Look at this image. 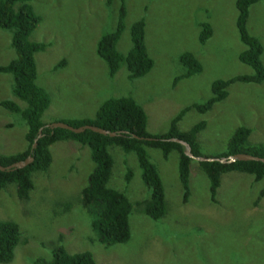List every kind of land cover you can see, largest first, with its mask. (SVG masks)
Masks as SVG:
<instances>
[{"label":"rangeland","instance_id":"rangeland-1","mask_svg":"<svg viewBox=\"0 0 264 264\" xmlns=\"http://www.w3.org/2000/svg\"><path fill=\"white\" fill-rule=\"evenodd\" d=\"M33 0L41 21L30 41L46 49L35 55L36 83L50 98L42 121L93 118L108 98L130 96L147 115L151 134L167 132L171 120L185 107L201 104L211 96L215 80L247 75L251 69L238 61L245 49L235 26V0H125L126 29L117 49L130 48L129 26L145 17L146 46L154 67L143 78L130 81L122 67L113 77L96 55V43L116 26L119 0ZM208 22L212 36L198 41L200 23ZM248 32L260 39L264 63V0L250 9ZM188 52L202 64L196 77L174 80L183 69L178 58ZM15 58L11 34L0 30V66ZM63 62V63H62ZM11 75L0 74V102L25 104L12 94ZM228 97L205 114L189 111L179 122L187 131L204 121L198 134L200 152L214 158L239 127L251 130L252 144L264 143V81L234 83ZM26 126L21 118L0 106V155L23 152ZM52 164L33 175V190L19 200L14 185L0 191V221H13L22 240L9 264H34L51 259L60 245L70 253L89 251L96 264H264V181L241 173L224 174L214 196L197 162L190 168V195L183 199L178 181L176 153L163 159L160 151L148 154L156 166L165 192L166 215L154 221L140 212L138 203L149 198L134 154L112 147L114 167L109 186L126 194L133 205L129 219L131 237L126 244L104 246L90 229L88 212L81 204V191L91 172L88 150L72 142L51 147ZM132 172L129 183L126 170Z\"/></svg>","mask_w":264,"mask_h":264},{"label":"trees","instance_id":"trees-1","mask_svg":"<svg viewBox=\"0 0 264 264\" xmlns=\"http://www.w3.org/2000/svg\"><path fill=\"white\" fill-rule=\"evenodd\" d=\"M33 0H0V30L11 34V48L15 58L8 64L0 66V74L11 75L13 96L25 104L20 107L9 100L0 102V106L17 114L26 126L25 141L27 147L18 154L1 156L0 165L7 167L16 162L32 157L33 161L23 168L0 170V191L14 185L19 200H27L34 184L32 177L36 173L46 172L52 164L51 147L60 142H72L88 150L91 172L87 183L81 191V204L88 212L90 229L100 245L113 246L126 244L131 237L129 219L133 205L122 191L109 186L114 159L110 153L112 147L124 154H134L143 185L150 191L149 198L139 202L140 212L151 220L162 219L167 212L163 183L156 166L151 162L148 150L161 152L163 159L170 154L178 156V181L183 191V199L190 195V168L192 160L184 153V147L171 142L176 138L190 147L195 157H204L200 152L198 134L206 127L201 121L187 131H180L179 122L189 111L200 114L209 112L215 104L228 97V88L234 83L261 84L264 81V63L262 61L263 45L260 39L251 35L247 29L250 9L262 0H235L237 12L235 26L239 40L245 47L238 55V61L251 69V73L211 83V96L201 104H192L183 108L170 122L165 133L151 134L147 129V115L134 98L130 96L108 98L98 107L93 118L72 119L64 122L74 128L86 125L94 126L116 135H102L91 130L73 133L61 128H50L42 121L44 112L50 105L47 92L37 85V68L35 55L43 52L46 45L30 41V34L41 21L31 6ZM113 0H107L110 5ZM125 0H119L116 26L110 33L103 34L96 43V55L105 63L109 76L113 77L122 67L130 81L145 77L154 67V61L146 46L147 21L143 16L129 26L130 48L122 54L117 45L126 29ZM198 41L205 44L212 36V27L208 22L200 23ZM183 69L174 80L175 84L183 79L196 77L202 73V64L191 53L184 52L178 58ZM63 63V62H62ZM59 122V121H56ZM54 123V122H53ZM251 130L239 127L230 137L226 150L214 157L227 158L236 154H248L264 158V143L252 144L249 141ZM36 144L35 147L33 145ZM207 158L208 157H204ZM211 158V157H210ZM194 161V160H193ZM197 162V161H196ZM200 171L209 183V192L215 195L224 174L241 173L264 181V164L253 161H236L220 163L218 161L197 162ZM131 170L127 169L124 180L129 183ZM264 197V186L260 191ZM22 240L19 226L13 221H0V264H9L14 258L16 247ZM34 264H96L89 251L70 253L64 246H56L51 259L40 258Z\"/></svg>","mask_w":264,"mask_h":264},{"label":"water","instance_id":"water-1","mask_svg":"<svg viewBox=\"0 0 264 264\" xmlns=\"http://www.w3.org/2000/svg\"><path fill=\"white\" fill-rule=\"evenodd\" d=\"M49 126H50V128H53V129L61 128V129L71 131L73 133H81L85 130H91L93 132H96V133H99L102 135H109L111 137L116 135L115 132H109V131H106V130H103V129H100V128H97L94 126H90V125H86V126L79 127V128H74L67 123L59 121V122L51 123ZM170 141L182 145L185 148L184 149L185 155L187 157H189L191 160H194L197 162L218 161L220 163H234L236 161H253V162H261L264 164V158L255 157V156H251L248 154H236V155L229 156L227 158H219V159H216V158H208L207 159L204 157H195L191 154V150H190L189 145L187 143H185L184 141H182L180 139H176V138H172V139H170ZM35 146H36V144L33 145V147H35ZM32 161H33V158L29 156L24 161L16 162V163L11 164L7 167H3L0 165V170L4 171V170H12L15 168H23V167L27 166L28 164H30Z\"/></svg>","mask_w":264,"mask_h":264}]
</instances>
